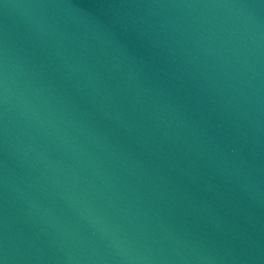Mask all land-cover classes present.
I'll return each instance as SVG.
<instances>
[{"label": "water", "instance_id": "obj_1", "mask_svg": "<svg viewBox=\"0 0 264 264\" xmlns=\"http://www.w3.org/2000/svg\"><path fill=\"white\" fill-rule=\"evenodd\" d=\"M0 264H264V0H0Z\"/></svg>", "mask_w": 264, "mask_h": 264}]
</instances>
